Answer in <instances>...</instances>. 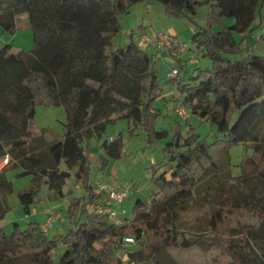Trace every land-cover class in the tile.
<instances>
[{
	"label": "trees",
	"instance_id": "trees-1",
	"mask_svg": "<svg viewBox=\"0 0 264 264\" xmlns=\"http://www.w3.org/2000/svg\"><path fill=\"white\" fill-rule=\"evenodd\" d=\"M143 1L161 2L169 12L189 16L200 5L209 6L208 22L197 24L192 43L212 65L180 78L177 88L192 117L217 124L213 141L193 128L185 134L180 122L172 133L157 129L161 113L155 104L162 86L154 55L136 41L135 30L126 44L115 41L122 16ZM263 7L264 0H0V27L14 33L19 16L26 14L34 41L28 51L0 47V161L8 157L0 168V218L12 209L10 170L31 176L29 185L17 191L26 214L43 202L44 190L56 199L73 195L67 188L71 179L85 190L68 207L73 223L67 231L49 235L38 220L26 227L14 222L9 231L0 226V264H160L164 247L188 248L198 240L220 249L233 264H251L257 243H264V148L255 147L241 162L251 167L246 183L258 181V193L226 196L213 205L210 231L187 235L178 221L202 179L228 166L230 150L259 140L254 129L264 118V54L248 46L240 59L229 55L242 50L259 27ZM37 103L64 106L61 139H48L46 127L35 130ZM118 119L140 126L152 141L171 135L166 160L153 168L158 189L149 199L137 198L132 216L119 224L98 212L102 196L90 180L92 138L102 140L100 168L123 155V132L106 136ZM250 210L258 226L223 228L225 218L239 221ZM129 236L135 239L132 248L124 242ZM59 248L63 251L55 259ZM260 257L264 264V252Z\"/></svg>",
	"mask_w": 264,
	"mask_h": 264
},
{
	"label": "rangeland",
	"instance_id": "rangeland-1",
	"mask_svg": "<svg viewBox=\"0 0 264 264\" xmlns=\"http://www.w3.org/2000/svg\"><path fill=\"white\" fill-rule=\"evenodd\" d=\"M209 10V6L203 4L197 8L196 14L189 16L187 14L169 12L161 2H138L133 5L129 14L122 16V30L117 35L115 41L117 44L124 45L129 41L133 27L140 31L142 25L150 24L156 28V32L162 31L168 35L173 34L178 41L186 42L188 45L194 47L193 50L185 51L182 54L184 61L187 60L186 63L184 62L182 69H180L183 77L182 80H185L192 73H203L207 67H211L212 65V60L209 57L203 56L200 51H196V46L192 43V36L197 24L202 26L207 24ZM261 14L262 21H260L261 17L259 16L256 22V24L260 23L259 27L245 39L242 50L229 55L232 60L240 59L246 54L248 46L252 47L256 44L258 46L254 48V51L264 54V40L261 39L264 34V7ZM230 20L232 19L227 18L224 21L228 22ZM142 21L144 23L140 25ZM216 28L219 27L217 26ZM17 32H20L18 38L24 43L25 47L31 48L34 45L30 29H21ZM149 49L151 52H155V49L150 47ZM190 58H198V62L192 64L188 61ZM155 61L159 82L162 86L161 96L157 98L155 104L161 113L158 118L157 129L166 128L171 130L172 133L175 131L176 124L180 122L183 124L185 134L188 133L190 128H193V131L200 134V138L209 142L213 141L219 135L216 123H210L209 121L192 116L182 119L176 113V108L181 103V99L180 95H178L177 82L168 80L167 74L174 67H180L182 61L172 56L169 52H166L163 57H156ZM173 61L175 63H172ZM66 121L67 115L64 106L37 103L34 128L38 131L40 128L46 127L48 129L46 133L48 139H61L65 133ZM120 131L123 132L124 137L123 155L120 159H111L104 169L100 168L99 164L96 163L101 154L102 140L91 139L92 149L94 150L92 151L94 153L92 155L93 165L91 167L92 177L90 175V180H92L95 191H97L96 179H102L104 182H109L116 186L130 185L132 193L126 199L124 207L127 208L128 215L132 216L136 199H149L151 193L158 189V185L152 177L153 168L166 160L167 156L164 152V147L167 140L171 138V135L167 138L152 141L140 126H134L127 119H118L115 124L109 125L106 136L114 134L115 137ZM254 134L257 135L258 141L233 147L230 150V163L228 166L207 175L193 192L192 199L188 204L189 208L182 212L178 221L181 230L187 235H196L211 230L212 206L220 202L222 198L229 196V198L238 197L242 199L253 190L257 193L260 191L258 181L246 183V180L250 178L252 169L249 166H241V162L243 157L246 154H251L255 147L264 148V118L257 123ZM83 145L85 146L86 143ZM1 163H4V160ZM164 169L165 167L159 168V172ZM18 171L20 170L8 171V177L13 181L15 190L8 196L12 209L4 217L0 218V226L4 227L7 231L12 229L14 222H18L23 227H26L33 220L44 222L47 213L55 211L63 213L66 219L61 223L59 220H56L54 225L49 229V235L67 231L73 223V220L70 219L68 207L76 201L75 197L82 196L85 190L71 179L67 183V188L71 187L73 189V195L56 199L48 197L47 190H44L45 203L35 204L31 213L26 214L19 204L17 191L27 187L31 176L24 175L19 177L17 175ZM78 215L79 212L75 216ZM259 223L260 221L257 219L254 211L250 210L239 221L225 218L223 228L237 225L258 226ZM126 244L128 248L134 247L132 243ZM62 251V248L57 249L54 253V258L58 259ZM263 252L264 243H257L255 251L250 255L251 264H261L260 256ZM13 264L33 263L18 261ZM160 264H233V262L230 256L221 254L220 249L208 246L203 241L198 240L188 248L164 247L161 251Z\"/></svg>",
	"mask_w": 264,
	"mask_h": 264
},
{
	"label": "built area",
	"instance_id": "built-area-1",
	"mask_svg": "<svg viewBox=\"0 0 264 264\" xmlns=\"http://www.w3.org/2000/svg\"><path fill=\"white\" fill-rule=\"evenodd\" d=\"M142 41L145 44L155 45L158 53L163 51L173 50L175 56L179 59L182 58V54L188 51L189 45L186 42L178 41L175 37L166 34L165 32H154L152 35L145 32L142 35ZM190 63L195 64L198 62V58H190ZM168 80H174L175 82L180 80V67H175L171 72L167 74ZM177 115L182 119H187L191 116L189 109L183 103H180L176 108ZM111 140L113 137L110 138ZM8 161V157L4 159V163ZM97 192L102 196V203L98 207V212L106 215L112 222L121 223L125 216L128 215L127 208L124 207L126 199L131 195L132 190L130 185L116 186L109 182H104L102 179L95 180ZM56 220L64 221L63 213L51 211L47 213V217L44 222L41 223V227L44 231H48L50 227L54 225ZM125 243H134L133 237H125Z\"/></svg>",
	"mask_w": 264,
	"mask_h": 264
},
{
	"label": "crops",
	"instance_id": "crops-1",
	"mask_svg": "<svg viewBox=\"0 0 264 264\" xmlns=\"http://www.w3.org/2000/svg\"><path fill=\"white\" fill-rule=\"evenodd\" d=\"M19 24H20V28L18 29V30H21V29H30L31 30V28L29 27V25H28V22H27V18L24 16V15H21V16H19ZM142 20H143V17H142ZM144 22L142 21V23H140V25H142ZM18 30H16L14 33H10V32H8L7 30H5L4 28H2V27H0V47L1 46H4V45H6V44H11L12 46H13V48L16 50V51H18V50H31L33 47H34V45L31 47V48H28V47H25L24 46V43L18 38V34L20 33V32H17ZM133 30H135V39H136V41L141 45V46H143L144 48H146L150 53H152L153 55H154V58H156V57H159V56H164V54L166 53V52H168V51H163V52H161V53H158V51H157V49L155 48V45H147V44H145L143 41H142V35L145 33V32H148L149 34H153L154 32H156V28L154 27V26H152L151 24L150 25H142L141 26V29H140V31H138V29L136 30L135 29V27H133V29L131 30V32L133 31ZM151 30H153V31H151ZM153 32V33H152ZM157 32H161V31H157ZM31 35H32V39H33V34H32V30H31ZM171 35H173V34H171ZM174 36V35H173ZM175 37V36H174ZM140 41V42H139ZM258 46V44H256L255 46H252V47H250V49L251 50H255L254 48L255 47H257ZM149 47L150 48H153V49H155V52H151L150 51V49H149ZM174 55H172V56H174V57H176L175 56V53H173ZM177 58V57H176ZM179 59V58H178ZM181 61H183V62H185L186 63V61H184V58H181L180 59ZM172 63H175L174 61L172 62ZM174 66V65H173ZM175 68V67H174ZM207 68H209V67H207ZM169 72V71H168ZM167 72V73H168ZM180 78L181 79H183V77H182V75H181V70H180ZM170 81H173L174 82V80H170ZM178 95H180V94H178ZM112 135H114V134H112ZM51 140V139H50ZM93 148V145H92V143L90 142V149L91 150H93L92 149ZM94 151V150H93ZM101 152H103V149L101 148ZM94 153V152H93ZM2 161H0V168L5 164V163H1ZM19 172V171H18ZM17 172V173H18ZM91 177H92V175H91ZM92 179V178H91ZM91 182H92V180H91ZM29 185V184H28ZM27 185V186H28ZM26 188V187H25ZM43 204L45 203V199L43 200V202H42ZM49 231V230H48Z\"/></svg>",
	"mask_w": 264,
	"mask_h": 264
}]
</instances>
